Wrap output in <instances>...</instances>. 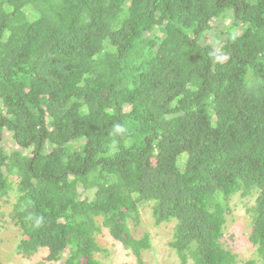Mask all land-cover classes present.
Masks as SVG:
<instances>
[{"label": "trees", "instance_id": "trees-1", "mask_svg": "<svg viewBox=\"0 0 264 264\" xmlns=\"http://www.w3.org/2000/svg\"><path fill=\"white\" fill-rule=\"evenodd\" d=\"M239 190L258 194L243 264H264V0H0L18 255L101 264L106 231L144 264L149 203L180 264H240L222 241Z\"/></svg>", "mask_w": 264, "mask_h": 264}, {"label": "rangeland", "instance_id": "rangeland-1", "mask_svg": "<svg viewBox=\"0 0 264 264\" xmlns=\"http://www.w3.org/2000/svg\"><path fill=\"white\" fill-rule=\"evenodd\" d=\"M155 164V160L153 161ZM248 198H242L240 194L235 195L230 201L233 214L228 216L234 220L228 224V228L224 230L223 242L228 248H231L240 264L248 262L256 258L255 248L248 242L250 232V219L246 214V208L243 203ZM15 197L11 193L10 196L0 200V261L3 264H43L47 256L45 250H41L31 258H22L16 252L19 243L20 231L9 220L8 215L13 209ZM153 205L145 204L139 208L140 222L135 225L131 222V233L137 239H142L145 234L149 235L151 248L143 253L144 264H180L176 253L170 246L173 235V223H161L156 225L153 216ZM9 220V221H8ZM99 244L106 250V254H100L98 259L101 264H138L135 256L130 251L121 248L108 232L104 231L98 237ZM97 257V255H96ZM60 261V263H62ZM46 264V263H45ZM188 264H194L190 259Z\"/></svg>", "mask_w": 264, "mask_h": 264}, {"label": "clouds", "instance_id": "clouds-1", "mask_svg": "<svg viewBox=\"0 0 264 264\" xmlns=\"http://www.w3.org/2000/svg\"><path fill=\"white\" fill-rule=\"evenodd\" d=\"M6 138L8 139L9 137H7L6 136ZM11 142H12V140H11ZM6 144H4V146H5ZM154 161V160H153ZM153 161H152V163H153ZM155 165V164H154ZM237 194H240V196L242 197V198H248V201L247 202H244L243 203V205H244V207L246 208V214H247V216L249 217V219H250V216H249V214H248V211H247V209L249 208H251L254 204H255V201H256V198H257V196H258V194L256 193L255 194V196H253V197H251V196H242V194H243V191L242 190H239L235 195H237ZM234 195V196H235ZM234 196H232L231 198H230V201L232 200V198L234 197ZM230 201L228 202V204H227V211H226V215H225V220H226V229L228 228V224H230L233 220H234V218L232 217V218H229L228 216H230V215H232L233 214V209H232V206L229 204L230 203ZM155 219V218H154ZM136 225V224H135ZM138 225V224H137ZM17 227V226H16ZM18 228V227H17ZM19 231H20V236H19V239H21L22 238V232H21V230L19 229ZM130 231H131V225H130ZM251 232H252V227H250V232H249V237H248V242L251 244V246L253 247V248H255V255H256V257H257V254H256V247L250 242V240H249V238H250V234H251ZM97 240H98V237H97ZM99 242V241H98ZM117 242V241H116ZM117 243H119V242H117ZM120 244V243H119ZM120 246H121V248H123L122 247V245L120 244ZM103 248V247H102ZM104 249V248H103ZM124 249V248H123ZM41 250H45L46 251V253H47V255H48V252H47V250L46 249H41ZM40 250V251H41ZM105 250V249H104ZM125 251H128V250H125ZM133 255V254H132ZM134 256V255H133ZM47 257V256H46ZM136 258V257H135ZM137 260V259H136ZM0 263L1 264H3L1 261H0ZM46 262H44V264H45ZM246 263V262H245ZM259 264H261V262L259 261L258 262ZM46 264H48V263H46ZM52 264H55V263H52ZM59 264H62V263H59Z\"/></svg>", "mask_w": 264, "mask_h": 264}]
</instances>
